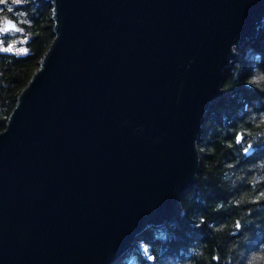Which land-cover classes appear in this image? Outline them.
<instances>
[{"label":"water","instance_id":"obj_1","mask_svg":"<svg viewBox=\"0 0 264 264\" xmlns=\"http://www.w3.org/2000/svg\"><path fill=\"white\" fill-rule=\"evenodd\" d=\"M44 1L51 40L0 130V264H117L195 184L264 0Z\"/></svg>","mask_w":264,"mask_h":264},{"label":"trees","instance_id":"obj_2","mask_svg":"<svg viewBox=\"0 0 264 264\" xmlns=\"http://www.w3.org/2000/svg\"><path fill=\"white\" fill-rule=\"evenodd\" d=\"M13 1L0 0V19L18 27L0 28V130L52 37L46 1ZM18 36L21 50L9 46ZM222 86L198 134L197 180L175 218L141 232L117 264H264V26L225 68Z\"/></svg>","mask_w":264,"mask_h":264},{"label":"rangeland","instance_id":"obj_3","mask_svg":"<svg viewBox=\"0 0 264 264\" xmlns=\"http://www.w3.org/2000/svg\"><path fill=\"white\" fill-rule=\"evenodd\" d=\"M3 1V0H2ZM21 1H23V0H14L13 1V3H19V2H21ZM48 4V3H47ZM4 18H6V17H2L1 19H0V28L2 29V30H4L3 28H2V26H3V20H4ZM48 20H49V22H50V24H51V21H50V19H49V15H48ZM5 31V30H4ZM21 36H18V37H16V39H14L12 42H10V47H12L13 49H15V50H21L22 49V45H23V41H24V39L23 38H21Z\"/></svg>","mask_w":264,"mask_h":264}]
</instances>
